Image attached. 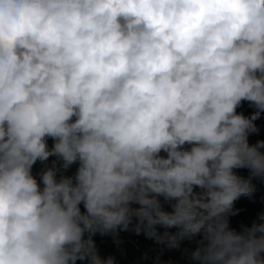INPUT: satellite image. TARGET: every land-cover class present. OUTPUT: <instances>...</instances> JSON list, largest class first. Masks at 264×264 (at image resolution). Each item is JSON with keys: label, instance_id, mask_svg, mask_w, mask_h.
Masks as SVG:
<instances>
[{"label": "clouds", "instance_id": "9594fccd", "mask_svg": "<svg viewBox=\"0 0 264 264\" xmlns=\"http://www.w3.org/2000/svg\"><path fill=\"white\" fill-rule=\"evenodd\" d=\"M260 112L264 0H0V264H114L93 236L118 230L264 264V223L228 220L264 178ZM50 156L79 166L41 187Z\"/></svg>", "mask_w": 264, "mask_h": 264}, {"label": "trees", "instance_id": "16d2710c", "mask_svg": "<svg viewBox=\"0 0 264 264\" xmlns=\"http://www.w3.org/2000/svg\"><path fill=\"white\" fill-rule=\"evenodd\" d=\"M258 110L256 107L249 101H242L241 104L237 107L236 113L242 114L245 117L250 118L255 112ZM254 124L257 127L256 132H251L248 135L250 139L251 145H255L257 141H264V112H260L259 117L254 121ZM53 142L52 138H47V145H50ZM186 148H190V145H185ZM264 152V149H261ZM162 156L166 157V153L161 152ZM79 163L76 164L75 169L71 175L74 176ZM234 172L245 179L250 177V170L247 168H239L234 169ZM58 179V178H57ZM251 183L254 186V191L247 196H241L238 200L234 202L233 211L234 215H229V228L235 230L236 232H242L244 227H251L253 222L264 223V221L259 220L261 214H264V189L258 188L256 186V178H252ZM196 191H199L197 188ZM171 203H174L172 201ZM167 207H171L169 202H166ZM81 211H85L83 208V204H81ZM103 237L100 233H96L93 236V240L95 245L99 242V240ZM202 239V233L194 236L192 239L184 238L181 241L184 244L189 245L188 254L194 252L195 249L199 246L198 241ZM103 259H107L108 257H114V264H124L121 260L122 257L126 258L124 255L127 252V248L123 245H120L115 242H106L103 244L101 249L99 250ZM133 254H130L132 256ZM77 264H88L87 261H77ZM200 264V262L198 263Z\"/></svg>", "mask_w": 264, "mask_h": 264}, {"label": "built area", "instance_id": "2783aa9c", "mask_svg": "<svg viewBox=\"0 0 264 264\" xmlns=\"http://www.w3.org/2000/svg\"><path fill=\"white\" fill-rule=\"evenodd\" d=\"M54 142L55 141L53 140V142L48 145L49 149L53 147ZM248 142L251 145L249 138ZM77 163L72 164L65 170L61 167L63 164L62 160L58 159L56 156H50L47 161L41 162L38 160L32 167V174L38 183H41V173L47 168L57 169L58 179L62 175L71 177ZM42 186L43 185L41 183V187ZM256 186L264 189V178H256ZM159 199L165 211H172L171 207H167L163 197H159ZM134 207H138V205H134ZM166 230L170 233L178 231L176 228L164 229L161 226H157V231L160 233H163ZM110 241L123 245L127 248V252L124 256L129 258L131 264H181L180 250L182 241L179 242V247L169 248L166 244L157 243L154 239L146 237L143 233L137 235L135 232L130 230H118V235H113L111 233L103 235L97 243L96 247L98 254L102 259L103 255L99 250L103 244ZM130 254L133 255L130 256Z\"/></svg>", "mask_w": 264, "mask_h": 264}, {"label": "rangeland", "instance_id": "374dc122", "mask_svg": "<svg viewBox=\"0 0 264 264\" xmlns=\"http://www.w3.org/2000/svg\"><path fill=\"white\" fill-rule=\"evenodd\" d=\"M189 251V245L181 243V250H180V256H181V264H198L200 261L194 260L192 258V252L188 254ZM122 262L124 264H131L129 258H121Z\"/></svg>", "mask_w": 264, "mask_h": 264}]
</instances>
